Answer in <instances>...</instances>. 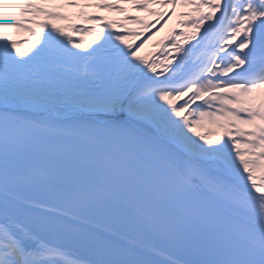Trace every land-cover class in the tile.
I'll return each mask as SVG.
<instances>
[{
	"label": "snow or ice",
	"instance_id": "obj_1",
	"mask_svg": "<svg viewBox=\"0 0 264 264\" xmlns=\"http://www.w3.org/2000/svg\"><path fill=\"white\" fill-rule=\"evenodd\" d=\"M110 205L264 264V0H0V264H157L88 230Z\"/></svg>",
	"mask_w": 264,
	"mask_h": 264
},
{
	"label": "bare ground",
	"instance_id": "obj_2",
	"mask_svg": "<svg viewBox=\"0 0 264 264\" xmlns=\"http://www.w3.org/2000/svg\"><path fill=\"white\" fill-rule=\"evenodd\" d=\"M175 25V17L168 22L167 25L159 32L156 36L153 37L148 44L145 45V48L142 50V54H147L155 51L153 48V44L158 40H162L168 32L174 28ZM88 230L91 231L98 239L107 240L112 239V236L108 233L100 231L99 229L93 228L91 226L88 227ZM66 250L70 253L69 258L78 257L82 261L86 262V264H92V262L98 260L100 258L98 247L88 242L80 241L75 238H67L62 241ZM138 252H142L144 257L151 260H159L153 256H151L147 251L141 249L140 247L136 249ZM162 261V260H161ZM164 263V261H162Z\"/></svg>",
	"mask_w": 264,
	"mask_h": 264
},
{
	"label": "rangeland",
	"instance_id": "obj_3",
	"mask_svg": "<svg viewBox=\"0 0 264 264\" xmlns=\"http://www.w3.org/2000/svg\"><path fill=\"white\" fill-rule=\"evenodd\" d=\"M134 15H138L140 17H147V14L146 13H143V12H137V13H133ZM148 19H151V17H147Z\"/></svg>",
	"mask_w": 264,
	"mask_h": 264
}]
</instances>
